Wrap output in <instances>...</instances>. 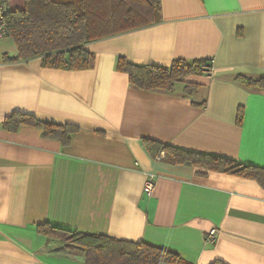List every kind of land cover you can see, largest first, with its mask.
<instances>
[{"label": "crops", "instance_id": "1", "mask_svg": "<svg viewBox=\"0 0 264 264\" xmlns=\"http://www.w3.org/2000/svg\"><path fill=\"white\" fill-rule=\"evenodd\" d=\"M10 1L7 10L23 6ZM160 2L158 21L88 42V68L47 67L40 57L5 61L18 49L11 36L0 37V264H86L82 251L54 247L37 230L45 222L170 249L188 264H264V188L171 162L163 150L153 156L145 144L264 167V88L233 79L264 76V0ZM119 56L163 66L205 58L211 71L187 75L184 82L196 83L190 91L184 82L141 89L116 68ZM15 112L78 129L67 144L35 125L8 130L2 123Z\"/></svg>", "mask_w": 264, "mask_h": 264}, {"label": "trees", "instance_id": "2", "mask_svg": "<svg viewBox=\"0 0 264 264\" xmlns=\"http://www.w3.org/2000/svg\"><path fill=\"white\" fill-rule=\"evenodd\" d=\"M160 0H23L22 7L8 9L5 22L8 35L15 42L18 54L4 55V60L15 62L40 57L47 67L83 69L91 67L94 54L86 48L88 42L132 30L156 22L160 18ZM205 58H179L170 65L136 64L119 56L116 68L129 76L132 85L141 89L173 90L190 74H199L210 66ZM235 82L247 87L264 88V76L253 78L237 74ZM194 82H184L186 91ZM243 117L238 108L237 122ZM3 126L15 130L21 124L42 128V135L67 144L78 129L72 123H56L15 112L7 116ZM153 156L160 150L166 159L177 163H191L208 170L231 173L256 180L264 188V167L227 156L185 150L171 144L145 139ZM37 230L47 239L58 241L61 247H73L84 253L86 264H188L173 250L146 242L123 240L99 233L71 230L45 222ZM211 264H226L217 260Z\"/></svg>", "mask_w": 264, "mask_h": 264}, {"label": "built area", "instance_id": "3", "mask_svg": "<svg viewBox=\"0 0 264 264\" xmlns=\"http://www.w3.org/2000/svg\"><path fill=\"white\" fill-rule=\"evenodd\" d=\"M6 12H7V0H0V37L8 35V30H7L6 22H5ZM205 70L207 72H210L211 67L208 66L206 67ZM160 155H163L162 151L159 152L158 156ZM154 186H155V174L149 172L146 174V177L143 183V190L148 196H150L153 192ZM217 233H218V230L216 228L213 227L209 229L207 236H206V240L210 243H213ZM263 234H264V230H263Z\"/></svg>", "mask_w": 264, "mask_h": 264}, {"label": "rangeland", "instance_id": "4", "mask_svg": "<svg viewBox=\"0 0 264 264\" xmlns=\"http://www.w3.org/2000/svg\"><path fill=\"white\" fill-rule=\"evenodd\" d=\"M20 4V1L19 0H12V1H10V5L11 6H16V5H19ZM21 5V4H20ZM52 242L54 241V240H51ZM56 244H58V245H56ZM60 245V243L58 242V241H54V247H56V246H59ZM78 252H80L81 250H79V249H76Z\"/></svg>", "mask_w": 264, "mask_h": 264}]
</instances>
